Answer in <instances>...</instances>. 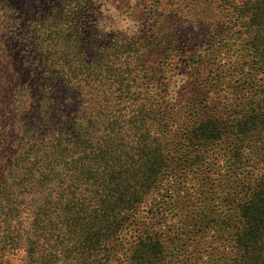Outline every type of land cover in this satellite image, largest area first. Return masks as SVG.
I'll return each instance as SVG.
<instances>
[{
	"label": "trees",
	"instance_id": "1",
	"mask_svg": "<svg viewBox=\"0 0 264 264\" xmlns=\"http://www.w3.org/2000/svg\"><path fill=\"white\" fill-rule=\"evenodd\" d=\"M84 3L61 0L46 16L26 22L36 79L34 89L14 86L0 119L7 173L0 264H10L18 251L29 264H115L120 233L166 174L176 166H202L206 151L226 140L235 165L250 169H243L248 175L252 154L263 165L231 214L235 255L228 264H264V0L222 4L227 29L241 22L235 51L245 58L228 70L211 71L208 93L232 97L227 76L237 72L242 85L234 88L236 108L216 114L199 88L204 98L190 99L193 108H186L180 123L175 110L152 102L151 95L152 73L160 64L155 28L163 15L176 20V12L153 0L157 17L148 31L113 36L85 24ZM205 35L213 38L210 29ZM141 58L150 69L142 78L131 70ZM168 123L177 124L176 130ZM253 145L256 150H249ZM169 246L162 234L146 228L124 264H171Z\"/></svg>",
	"mask_w": 264,
	"mask_h": 264
},
{
	"label": "rangeland",
	"instance_id": "2",
	"mask_svg": "<svg viewBox=\"0 0 264 264\" xmlns=\"http://www.w3.org/2000/svg\"><path fill=\"white\" fill-rule=\"evenodd\" d=\"M160 2L168 9L166 12H176L177 19L163 15L155 28L160 64L155 66L156 74L152 73V102L175 110L174 119L180 123L186 108H193L190 99L204 98L196 91L202 88L211 98L206 104L216 107V114L231 113L228 106L236 108L237 90L234 88L242 85L241 75L228 72L226 86L230 85L232 97H228L229 94L224 97V92L219 91L209 94L207 77L218 67L228 70L231 64L245 58L243 51H235L241 42L237 39L241 22L227 29L224 0ZM59 3L61 0H0V119L3 121L14 86L26 84L34 89L35 46L26 22L46 16L51 7ZM84 4L82 20L107 35L146 32L157 17L153 0H85ZM163 23L166 24L161 26ZM205 29L213 33L210 40L206 39ZM234 34L236 41L232 40ZM167 49L169 52L164 53ZM147 69L145 58L134 59L131 70L136 73L133 76L142 78L150 70ZM168 126L176 130L178 125L168 123ZM252 149L256 150L255 145L249 147ZM206 152L202 166V163L188 169L183 165L174 166L175 171L167 173L160 186L136 209L134 222L120 233L115 264L127 262L138 236L146 228L162 234L170 244L171 264L230 263L235 255L230 238L234 231L231 214L260 177L263 165L255 153L247 160L254 167L249 175L243 171L250 170L246 166L237 167L230 140L219 142ZM171 156L176 155L171 153ZM1 158L0 143V201L2 178L7 175ZM1 209L0 202V237L4 226ZM24 254L23 251L11 254L10 264L28 263Z\"/></svg>",
	"mask_w": 264,
	"mask_h": 264
}]
</instances>
